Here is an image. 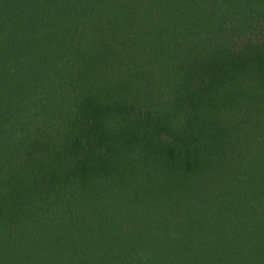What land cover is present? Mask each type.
<instances>
[{
  "label": "trees",
  "instance_id": "16d2710c",
  "mask_svg": "<svg viewBox=\"0 0 264 264\" xmlns=\"http://www.w3.org/2000/svg\"><path fill=\"white\" fill-rule=\"evenodd\" d=\"M0 264H264V0H0Z\"/></svg>",
  "mask_w": 264,
  "mask_h": 264
}]
</instances>
